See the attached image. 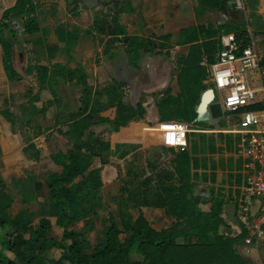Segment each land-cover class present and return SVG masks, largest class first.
Wrapping results in <instances>:
<instances>
[{
    "label": "trees",
    "instance_id": "1",
    "mask_svg": "<svg viewBox=\"0 0 264 264\" xmlns=\"http://www.w3.org/2000/svg\"><path fill=\"white\" fill-rule=\"evenodd\" d=\"M228 1L199 0V7L222 12L226 10ZM14 18L20 19L21 28L13 23ZM104 21L97 19L96 27ZM112 21L117 27L110 34L124 35L116 13ZM91 33L89 29L65 34L64 63L31 65L27 69V75L36 69L39 91H30L26 95L28 102L22 109V122L27 125L32 122L33 105L42 102L43 90H50L53 96H57V89L63 83H74L81 88V108L63 116L58 114L59 132L70 141L71 147L51 155L61 170L34 184V191L41 193L49 213L40 219L37 227L32 228L30 219L29 205L33 200L24 199L25 207L14 216L11 214L14 199L7 190L6 179L0 176V229L7 231L5 237L0 236V264H246L238 249L248 237L247 229L242 225L239 234L231 235L223 218L224 200L196 194L191 181L192 157L186 151L176 152L173 173H161L157 201L135 202L133 212L122 210V230L116 219L110 217L103 229L102 240L91 251L87 249L86 230L77 231L74 226L80 221L87 222L96 210L103 180L101 170L91 169V165L94 159L106 160L111 152L110 141L96 130L105 127L109 133L118 132L146 113L141 104L135 107L123 99L105 108L94 104L93 87L88 83L84 68L76 63L73 56L80 37ZM226 33H235L244 46L251 43L246 24L242 22L194 26L180 31L177 45L188 46L187 53L176 61L180 94L177 98L165 96L158 101L161 122L175 119L191 123L196 119L195 108L205 89L203 83L208 74L206 65L217 61L222 48L220 38ZM20 34L41 35L27 43L31 45L29 52L47 54L50 32L41 27L35 0H17L13 7L2 13V62L11 82L24 79L14 65V48L21 45ZM161 39L167 41L171 36ZM122 42L127 48L128 62L134 68L140 67L149 52L167 48L161 42L155 43L139 36L124 35ZM72 63L75 67H71ZM260 67L264 70V56ZM247 110H264V102L241 111ZM3 114L12 119L8 111ZM146 206L163 209L175 222L168 227L157 228L146 217ZM54 224L63 231L60 239L49 235ZM52 250L62 251L61 256L48 259L46 254ZM7 252L12 253L14 259Z\"/></svg>",
    "mask_w": 264,
    "mask_h": 264
},
{
    "label": "crops",
    "instance_id": "2",
    "mask_svg": "<svg viewBox=\"0 0 264 264\" xmlns=\"http://www.w3.org/2000/svg\"><path fill=\"white\" fill-rule=\"evenodd\" d=\"M73 2L75 10L72 12L77 20V25L75 29L67 30V32L89 29L92 31L91 34L80 37L73 51V56L76 63L81 64L84 68L88 76V83L93 87V93L95 95L94 104L105 108L113 106L120 99H123L132 106L136 107L138 104H141L146 109V113L142 118H137L129 122L118 132H111L112 134L109 140L105 138L110 141L111 150L118 144L125 146L137 145L139 149L150 151L149 155L152 163L159 165L160 168L166 167L170 170L168 172L172 173L174 172V168L169 169V158L173 157L171 152L173 151L175 153V158L177 151L188 152L192 157L191 181L195 185L196 194L205 196V198H222L225 202L223 206V218L227 229L231 235L239 234L241 232V226L243 225L245 227L238 210L239 199L245 187L248 185V181L253 172L246 166V157L238 136L231 132L239 128L242 118L241 114L239 112L227 114L224 119L219 120L207 118L200 120L199 118L198 108L203 95L211 90L210 88L212 86L209 75L207 74L204 80L203 84L205 89L195 108L197 117L191 122L196 123L205 131L192 133L189 136V144L185 149L168 147L171 149L169 151L163 145L161 133L151 129V127L161 123L157 107L158 101L165 96L177 98L180 94L177 80L179 70L175 65L177 59L188 51V46L177 45L180 31L194 26L198 27L209 24L221 25L220 22L206 21V16L218 12L201 10L199 0H97V3L100 4L99 7L106 10L104 17L106 21L102 20L105 23L102 22L104 24L96 27L95 21L97 19L92 18V24L89 25H85L84 21L87 19V22H89L90 13L93 15L95 11L99 10V7L94 8L89 2L86 4L85 0H74ZM5 3L8 4V7L4 6ZM16 3L17 0H1L0 9L4 6L3 10L5 11L13 7ZM35 3L37 5L41 27L48 29L42 25L40 16L41 11L47 5H43L39 0H35ZM82 4H86L87 6H82ZM247 5L248 8L246 7L245 0V9L251 16L252 24L257 29V33L261 34L258 40L264 43V0H247ZM51 7L49 6L46 10H49ZM59 8L60 10L63 9L62 6ZM225 11L231 10L226 7ZM115 13L118 16V24L124 30L125 36H139L151 39L155 43L161 42L167 48H158L154 52H149L144 57L139 68L132 67L126 55L127 48L122 42L124 35L110 34V31L117 27L112 21ZM49 32L47 54L43 57L50 55L51 60L45 66L54 63H64L65 35L60 42V55L58 54V57L57 55L53 57L49 51V38L52 35L50 30ZM168 35L171 36V39L167 41L161 39ZM252 35L251 32L249 36ZM97 37H100L98 44L101 43V46L99 48L94 47V40ZM259 51L263 57L264 50ZM97 52L106 61L105 63L109 64V69L113 67L111 64H116L119 70V76L122 78L121 80L110 74L109 70L104 66L92 65V63L87 64L89 58L93 55L95 57L98 55ZM149 60L157 61L159 67L152 68L153 70L148 72L147 70L150 69L148 68L150 64L148 62ZM206 66L208 70L209 65ZM71 67H75V65L72 63ZM147 76L149 78L146 79ZM254 79V87L261 90L260 75L255 73ZM63 84L67 85V87L75 85L74 83ZM79 93L78 107L69 112H77L81 108V88H79ZM259 100L260 102H264L263 92L259 93ZM61 112L62 116L69 113L64 110H61ZM102 130H105V127H101L96 131L97 133H101ZM166 150L168 153L165 152ZM105 173L110 174L111 171L107 170ZM0 176L4 177V175ZM205 208H208V206H205ZM257 208L258 204H255L254 210ZM256 220L257 217L254 215L251 217L250 222L254 223ZM246 229L248 231V237L239 246V254L245 260L246 264H264V243L258 240L252 230Z\"/></svg>",
    "mask_w": 264,
    "mask_h": 264
},
{
    "label": "rangeland",
    "instance_id": "3",
    "mask_svg": "<svg viewBox=\"0 0 264 264\" xmlns=\"http://www.w3.org/2000/svg\"><path fill=\"white\" fill-rule=\"evenodd\" d=\"M73 1L39 0L43 5H47L41 11L40 16L42 25L52 32L49 38V51L53 57L60 55V42L67 30L76 28L77 20L72 12L75 10ZM85 2L86 4L89 2L94 8L100 6L97 0H85ZM86 4H82V6H87ZM7 5L5 3L4 6L8 7ZM4 6L0 9V22ZM49 6L53 8L51 7L49 10H46ZM60 6L63 8L62 10H60ZM246 7L248 8L247 0ZM105 11V9L99 7V10L93 13L94 16L90 13L89 22L85 19L84 24H92V18L99 21L104 20ZM207 20L210 22H220L221 24L245 23L249 34L251 35V32L253 34L250 37L255 40L258 50H264V43L258 40L261 34L257 33V29L254 28L251 16L246 9L242 12L223 11L214 13L206 16ZM13 23L21 28L22 22L19 18H14ZM40 36L19 35L21 45H16V61L18 70L24 76V79L20 82H11L7 79L2 66V49L0 46V175H4L7 190L14 199L11 210L13 216L25 207L23 203L24 199L33 200L29 205L32 228L38 226L42 217L49 216L43 196L41 193L36 194L34 184L37 181L44 180L50 173L60 171L61 167L54 164L51 155L59 151H67L71 147L70 141L59 132V126H57L59 122L58 114L62 113L61 110L68 112L75 110L79 105L78 100L80 95L79 88L75 85L67 87V85L63 84L58 87L57 96H53L50 90H43L42 102L33 105L32 113L34 118L32 122L29 125L22 122V109L28 102L26 95L30 91L34 93L39 91L36 69L30 75H27V69L31 65L48 64L51 60L50 55L43 57V55H35L29 52L31 45H27V43ZM94 41V47L99 48L101 46V43L98 44L100 37H97ZM22 61H24L23 70L20 69L22 66L20 62ZM105 62L100 57V54L96 57L93 55L87 60V64L92 63V65L104 66L109 70L110 74L121 80L122 78L119 76L116 64H111L113 67L109 69V64ZM148 62H150L148 72L152 71V68L159 67L157 61L149 60ZM255 73L254 71H250L253 81H255ZM218 100H220L219 94ZM5 111L11 114L12 119L3 114ZM226 116L227 113H225L224 117ZM101 133L108 140L112 134L106 128ZM31 146H34V148ZM138 147L137 145L125 146L118 144L111 150L106 160L97 158L94 159L91 165V169L101 170V177L104 181L103 187L98 192V206L87 222L80 221L74 226V229L77 231L86 230L87 249L89 251L102 240L103 229L108 224L110 217L116 219L119 228L122 230L120 221V212L122 210L129 209L133 212L132 208L135 202L145 203L148 201L152 203L153 201H157V188L159 181L162 179L160 175L162 172L170 170L166 167L160 168L159 165L152 163L149 155L150 151H144ZM166 147L168 148L169 146ZM171 153L173 157L169 158V169L175 167V153L173 151ZM107 170H110L111 173H105ZM144 211L146 217L159 229L168 227L175 222L163 209L146 206ZM52 221L54 223L53 219ZM62 232V229L54 224L49 235L60 239ZM6 235L7 231L0 229V236L5 237ZM61 253L62 251L60 250H52L46 254V257L48 259H56L61 256ZM7 255L14 259L12 253L7 252Z\"/></svg>",
    "mask_w": 264,
    "mask_h": 264
},
{
    "label": "built area",
    "instance_id": "4",
    "mask_svg": "<svg viewBox=\"0 0 264 264\" xmlns=\"http://www.w3.org/2000/svg\"><path fill=\"white\" fill-rule=\"evenodd\" d=\"M228 3L232 12L245 10V0H229ZM250 39V45L244 46L235 33L223 34L220 38L222 48L217 61L209 65L208 75L215 100L222 104L224 113L241 114L239 128L231 132L238 136L246 166L253 174L239 199L238 210L245 227L264 243V110L241 111L259 103V93H264V70L260 67L262 55L252 37ZM250 71L260 75L261 90L254 87ZM151 129L162 134L164 146L180 149L188 146L192 133L205 131L196 123L175 120L161 122ZM255 204H258L256 210ZM254 215L257 220L251 223Z\"/></svg>",
    "mask_w": 264,
    "mask_h": 264
},
{
    "label": "water",
    "instance_id": "5",
    "mask_svg": "<svg viewBox=\"0 0 264 264\" xmlns=\"http://www.w3.org/2000/svg\"><path fill=\"white\" fill-rule=\"evenodd\" d=\"M228 4L226 5V7H228ZM16 51H17V48L15 47L14 48V65L17 71L23 76V73L17 68L18 64L16 61ZM21 56L24 57L23 54H21ZM20 63L22 65L20 69L23 70L24 61ZM198 113H199L200 120H203L205 118L212 119V120H219L225 116L222 104L219 101L215 100V94L212 91V89L203 95V98L198 108Z\"/></svg>",
    "mask_w": 264,
    "mask_h": 264
},
{
    "label": "bare ground",
    "instance_id": "6",
    "mask_svg": "<svg viewBox=\"0 0 264 264\" xmlns=\"http://www.w3.org/2000/svg\"><path fill=\"white\" fill-rule=\"evenodd\" d=\"M161 136H162V134H161ZM162 141H163V138H162Z\"/></svg>",
    "mask_w": 264,
    "mask_h": 264
}]
</instances>
